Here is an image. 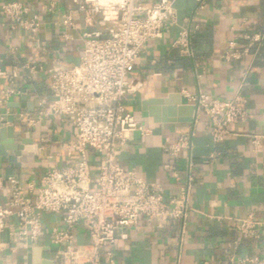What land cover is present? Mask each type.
I'll use <instances>...</instances> for the list:
<instances>
[{"label":"crops","instance_id":"0c3cea01","mask_svg":"<svg viewBox=\"0 0 264 264\" xmlns=\"http://www.w3.org/2000/svg\"><path fill=\"white\" fill-rule=\"evenodd\" d=\"M20 1L31 10L42 3L56 1L66 10L69 0H0ZM145 4L153 0H141ZM175 19L163 36L148 43L128 72L132 90L125 108L149 130V136L132 133L118 156L120 165L147 182H156L165 199L177 197L186 177L193 178L188 199V215L166 228L142 218L129 231L126 240L112 247L118 264H262L264 261V0H176ZM76 29L62 37L61 25H54L53 14H41L43 25L33 37L23 31H11L0 14V91L13 87L20 94L0 105L3 129L13 126L15 142L30 139L16 155V164L6 157L0 161V204L4 205V181L13 175L23 182L38 183L51 168L71 164L63 144L73 140L74 128L67 119L48 112L47 70L57 61L65 67L77 63L83 31L82 18L74 13ZM189 33L190 55L174 45L179 33ZM261 34L260 43L249 46L243 35ZM239 50L248 49L240 58L225 60L229 42ZM29 66H35L31 71ZM208 95L220 100L232 99L237 93L246 100L247 118L229 126L230 134L215 143L209 133L208 119L202 113L192 123H154L142 102L164 99L175 106L187 104L183 93ZM45 97L41 109L37 100ZM42 112V114H40ZM19 113L36 119L33 124ZM40 114V115H39ZM12 117L13 121H7ZM193 133L190 147L182 149L175 161L162 152L167 139L175 142L185 133ZM256 137L257 144H253ZM93 171L100 156L87 155ZM173 162L174 177L163 169ZM251 217L261 227L259 239H243L235 230L237 220ZM15 222V219H10ZM43 233L33 246H24L0 233V264H59L53 260L55 247L50 231L60 224V217L43 214ZM78 243L85 242L81 228L75 232Z\"/></svg>","mask_w":264,"mask_h":264},{"label":"built area","instance_id":"2783aa9c","mask_svg":"<svg viewBox=\"0 0 264 264\" xmlns=\"http://www.w3.org/2000/svg\"><path fill=\"white\" fill-rule=\"evenodd\" d=\"M175 2L69 0L66 10H61L56 1H50L40 4L36 11L20 1L0 5V14L7 19L11 31H23L33 37L43 25L41 14L55 16L52 23L63 27L65 39L69 38L68 31L76 29L75 12L81 16L83 25L77 63L70 67L59 61L53 63L47 70L52 100L49 104L45 97L37 100L41 109L48 104V112L72 124L73 140L63 144L72 162L61 169L47 170L38 183L7 176L3 189L6 202L0 204V233L7 231L24 246H33L43 233V214L58 215L60 224L50 231L54 261L118 264L113 259L112 247L126 240L142 218L153 220L157 228L186 219L193 187L191 176L186 177L177 197L165 199L158 183L142 180L133 171L125 170L118 160L132 133L150 135V130L125 108V99L132 90L128 72L144 47L161 38L174 22ZM241 37L249 46L262 40L261 34ZM174 45L182 54H191L186 30L179 33ZM247 51V48L239 50L232 40L223 58L237 59ZM28 69L34 71L36 67ZM19 94L13 87L2 89L0 105ZM183 94L187 104L196 106L195 117L202 113L208 119L209 133L215 143L230 134V125L247 118L246 100L239 93L229 100ZM19 116L28 124L36 122L28 114L19 113ZM192 135L185 133L175 142L166 139L162 152L175 161L182 149L190 147ZM253 144H257L256 137ZM89 151L101 158L95 171L88 163ZM172 163L165 162L163 169L177 177ZM12 218L14 223L10 221ZM260 227L251 217L235 223V230L243 239H259ZM78 228L85 235L84 243L75 239ZM247 262L251 260L239 261Z\"/></svg>","mask_w":264,"mask_h":264},{"label":"water","instance_id":"95a60500","mask_svg":"<svg viewBox=\"0 0 264 264\" xmlns=\"http://www.w3.org/2000/svg\"><path fill=\"white\" fill-rule=\"evenodd\" d=\"M167 103L168 101L164 99H147L142 102L141 107L154 123H192L194 121L195 105L182 103L181 100L175 106H169ZM6 119L10 123L13 121L12 117ZM31 143L30 139H22L20 143H16L13 126L3 129V122L0 121V161L2 157H6L16 164L17 157L13 153L22 152L24 146Z\"/></svg>","mask_w":264,"mask_h":264},{"label":"bare ground","instance_id":"6f19581e","mask_svg":"<svg viewBox=\"0 0 264 264\" xmlns=\"http://www.w3.org/2000/svg\"><path fill=\"white\" fill-rule=\"evenodd\" d=\"M264 264V263H263Z\"/></svg>","mask_w":264,"mask_h":264}]
</instances>
